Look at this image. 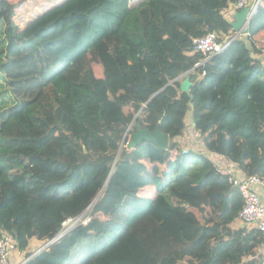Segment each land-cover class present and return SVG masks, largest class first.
<instances>
[{
    "label": "trees",
    "instance_id": "obj_1",
    "mask_svg": "<svg viewBox=\"0 0 264 264\" xmlns=\"http://www.w3.org/2000/svg\"><path fill=\"white\" fill-rule=\"evenodd\" d=\"M86 1L0 0V236L44 246L91 207L26 264H264L221 159L264 178V0L200 66L194 39L232 34L236 0H120L30 35ZM190 110L200 150L183 146ZM156 127L168 149L130 147Z\"/></svg>",
    "mask_w": 264,
    "mask_h": 264
},
{
    "label": "built area",
    "instance_id": "obj_2",
    "mask_svg": "<svg viewBox=\"0 0 264 264\" xmlns=\"http://www.w3.org/2000/svg\"><path fill=\"white\" fill-rule=\"evenodd\" d=\"M260 1L236 0L233 5L236 11L246 9L248 17H250L258 8ZM238 36H247V32L242 29L239 33L226 36L222 40L217 33L211 32L203 37L194 39V51L205 56L197 65H204L213 56L223 53ZM224 166H227V164ZM223 170L225 171V169ZM241 172L243 176H237L231 170L226 171L229 174L230 184L236 187L244 198V206L240 212V218L249 228H256L264 233V202L261 195L257 192L259 187L264 189V178L257 175H246L243 171ZM90 220V214L69 218L63 223V230L60 235L64 236L78 224H88ZM45 247L39 249L32 256L23 258L13 234L2 233L0 236V264H26Z\"/></svg>",
    "mask_w": 264,
    "mask_h": 264
},
{
    "label": "rangeland",
    "instance_id": "obj_3",
    "mask_svg": "<svg viewBox=\"0 0 264 264\" xmlns=\"http://www.w3.org/2000/svg\"><path fill=\"white\" fill-rule=\"evenodd\" d=\"M119 1L120 0H87L84 3L72 5L71 7L65 10L58 11L57 13L48 16L47 19L44 22H42V24L38 28H36L33 32L30 33V35H35L37 33L39 34L40 32L49 31L53 28L59 27L60 25H62V22L66 18L69 17L68 15H70L72 12H75V13L88 12L92 16L108 17L111 15V13L113 12V8L116 6V4ZM24 36H27V35L24 34ZM191 111L192 110H190L187 114V125L189 126L186 129V136L192 138L193 141H190L188 139L189 141H185V144H183V146L187 147V149H192L191 146H193V149L200 150L202 145L197 144V143L195 144L194 141H198L200 143L202 137L200 136V132L194 129L193 126H191L193 122V114ZM217 157L218 156H213L214 159H217ZM221 159L224 163L230 164L226 158H221ZM222 169H226V166L222 167ZM91 209L92 208H89V210L84 215L90 214ZM67 229H64V230H67ZM25 250L26 249H24L23 251ZM27 250H31V249L27 248Z\"/></svg>",
    "mask_w": 264,
    "mask_h": 264
},
{
    "label": "water",
    "instance_id": "obj_4",
    "mask_svg": "<svg viewBox=\"0 0 264 264\" xmlns=\"http://www.w3.org/2000/svg\"><path fill=\"white\" fill-rule=\"evenodd\" d=\"M258 8L255 10V12L252 14V16L248 17V11L247 10H241L239 11L232 21L233 29L236 33H239L242 29H244L247 33L249 32L248 25L252 19V17L257 13ZM192 87V82L189 78H186L181 85V89L183 92H189ZM130 129V128H129ZM125 140V139H124ZM123 140V142H124ZM144 142H152L154 143L158 148L160 149H168L169 148V135L164 133L160 127H156L155 130L150 129H139L137 130L133 136L130 143V147L133 146H140ZM123 144V143H122ZM132 145V146H131ZM103 191V190H102ZM102 191L99 193V195L96 197L94 203L98 201L100 198V195L102 194ZM93 203V204H94ZM92 204V205H93ZM90 208V207H89ZM89 208L87 210H89ZM86 210V211H87ZM85 211V212H86ZM84 212V213H85ZM63 237V235L58 236L53 241L60 239ZM51 241V243L53 242ZM50 243V244H51Z\"/></svg>",
    "mask_w": 264,
    "mask_h": 264
},
{
    "label": "crops",
    "instance_id": "obj_5",
    "mask_svg": "<svg viewBox=\"0 0 264 264\" xmlns=\"http://www.w3.org/2000/svg\"><path fill=\"white\" fill-rule=\"evenodd\" d=\"M237 14V11L234 9V6H231L230 7V9L229 10H227L226 11V16L231 20V21H233L234 20V17H235V15ZM255 56L257 55V54H255V52L253 53ZM262 58H264V55H262ZM194 125V123L192 122V125L191 126H193ZM194 127V126H193ZM185 136H186V134H185ZM185 141H187V139H186V137H184L183 139H182V142H183V144H185ZM229 162V161H228ZM230 163V162H229ZM231 164V165H230ZM230 164H227V166H226V169H225V171L227 170V169H229V170H231V172H233L234 174H236L237 176H243V174H242V172H241V170L238 168V166L236 165V164H233V163H230ZM224 165H226V163H224L223 162V165H222V167H224ZM257 192L261 195V197H262V200H263V202H264V189H262V188H257ZM240 221V222H239ZM243 223V221L242 220H238L234 225H241ZM41 247H43L42 246V243L41 242H39V241H37V240H31L30 242H29V246L27 247V248H29V249H31V250H25V251H21V256H24L26 253H28V252H36L37 250H39Z\"/></svg>",
    "mask_w": 264,
    "mask_h": 264
},
{
    "label": "clouds",
    "instance_id": "obj_6",
    "mask_svg": "<svg viewBox=\"0 0 264 264\" xmlns=\"http://www.w3.org/2000/svg\"><path fill=\"white\" fill-rule=\"evenodd\" d=\"M233 6H234V5H233ZM244 10H246V9H244ZM240 11H241V10H240ZM238 12H239V11H237V13H238ZM231 22H232V21H231ZM209 33H211V32H209ZM213 33H216V32H213ZM207 34H208V33H207ZM232 34H237V33H236L235 31H233ZM232 34H230V35H232ZM248 34H249V32L247 33V35H248ZM218 35H219V34H218ZM228 36H229V35H228ZM219 37H220V35H219ZM225 37H226V36H225ZM245 37H246V36H238L237 38H245ZM237 38H236V39H237ZM220 39L222 40V39H224V38H221V37H220ZM193 50H194V48H193ZM201 54H202V53H201ZM204 57H205V56H204ZM204 57H203V59H204ZM203 59H202V60H203ZM202 60H201V61H202ZM207 62H208V61H206V63H207ZM198 63H199V62H198ZM198 63H197V64H198ZM206 63H205V64H206ZM197 64H196V66H200V65H197ZM205 64H204V65H205ZM204 72H205V71H204ZM204 72H203V75H205ZM205 73H206V72H205ZM181 77H182V76H181ZM90 208H91V207H90ZM87 211H88V210H87ZM87 211H86V212H87ZM86 212H85V213H86ZM85 213H83L82 215H84ZM82 215H80V216H82ZM64 235H65V234H64ZM61 238H62V237H61ZM58 240H59V239H58ZM52 241H53V240H52ZM56 241H57V240H56ZM56 241H53L52 243L49 242L48 244L51 245V244H53V243L56 242ZM16 242H17V240H16ZM50 243H51V244H50ZM17 245H18V243H17ZM49 245H48V246H49ZM45 246L48 247L47 244H45L43 247H45ZM43 247H41L40 249H42ZM46 247H45V248H46ZM45 248H44V249H45ZM18 250L21 252V250H20L19 248H18ZM37 251H38V250H37ZM37 251H36V252H37ZM34 253H35V252H33V254H34ZM33 254H32V255H33ZM32 255H31V256H32ZM22 257L24 258V257H30V256H26V255H24V256H22Z\"/></svg>",
    "mask_w": 264,
    "mask_h": 264
}]
</instances>
